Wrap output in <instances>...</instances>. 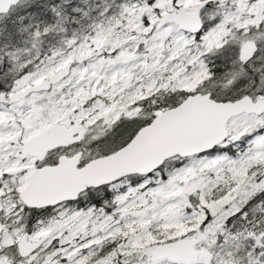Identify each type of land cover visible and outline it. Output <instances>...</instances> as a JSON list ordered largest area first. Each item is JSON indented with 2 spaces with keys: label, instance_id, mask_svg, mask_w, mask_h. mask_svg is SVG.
Masks as SVG:
<instances>
[{
  "label": "snow or ice",
  "instance_id": "snow-or-ice-1",
  "mask_svg": "<svg viewBox=\"0 0 264 264\" xmlns=\"http://www.w3.org/2000/svg\"><path fill=\"white\" fill-rule=\"evenodd\" d=\"M0 264H264V0H0Z\"/></svg>",
  "mask_w": 264,
  "mask_h": 264
}]
</instances>
